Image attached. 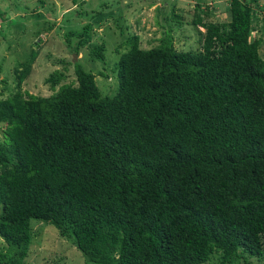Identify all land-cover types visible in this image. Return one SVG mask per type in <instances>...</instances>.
Returning a JSON list of instances; mask_svg holds the SVG:
<instances>
[{"label":"trees","instance_id":"obj_1","mask_svg":"<svg viewBox=\"0 0 264 264\" xmlns=\"http://www.w3.org/2000/svg\"><path fill=\"white\" fill-rule=\"evenodd\" d=\"M256 2L229 0L226 21L196 4L199 51L175 49L166 32L149 48L127 35L111 95L70 61L74 84L55 88L64 76L55 70L47 96L18 87L0 96V264L22 262L31 220L88 264H203L214 253L217 264H264ZM91 55L104 59L101 46ZM14 69L18 86L27 61Z\"/></svg>","mask_w":264,"mask_h":264},{"label":"rangeland","instance_id":"obj_2","mask_svg":"<svg viewBox=\"0 0 264 264\" xmlns=\"http://www.w3.org/2000/svg\"><path fill=\"white\" fill-rule=\"evenodd\" d=\"M80 1V3H79ZM82 1V2H81ZM229 0H0V96L6 92L26 91L47 96L52 90L45 80L57 70L64 76L55 85L74 84L70 61L78 62L94 75L102 94L116 90V61L128 45L126 36L135 34L139 46L156 45L165 33L177 50L199 51L203 28L191 24L194 6L209 8L207 20H228ZM79 3V4H78ZM9 15V9L12 10ZM250 39L259 41L258 52L264 58V0H257ZM5 14H4V13ZM36 12H39L37 14ZM178 15L174 18L173 15ZM19 16V17H18ZM7 18V19H6ZM50 24L46 29V24ZM89 24L83 36H68L67 31H80ZM43 26L45 28H43ZM15 33V35L13 34ZM86 41L78 45V40ZM33 40L38 45H32ZM101 46L103 61L91 55ZM97 50V47L95 48ZM76 54V55H74ZM27 61L28 70L16 86L14 66ZM1 82V81H0ZM9 90V91H8ZM4 246L0 239V247ZM214 253L203 264H217ZM20 264H88L73 244L54 227L31 220L30 242ZM239 264V263H234Z\"/></svg>","mask_w":264,"mask_h":264},{"label":"water","instance_id":"obj_3","mask_svg":"<svg viewBox=\"0 0 264 264\" xmlns=\"http://www.w3.org/2000/svg\"><path fill=\"white\" fill-rule=\"evenodd\" d=\"M75 1H78V0H75Z\"/></svg>","mask_w":264,"mask_h":264},{"label":"clouds","instance_id":"obj_4","mask_svg":"<svg viewBox=\"0 0 264 264\" xmlns=\"http://www.w3.org/2000/svg\"><path fill=\"white\" fill-rule=\"evenodd\" d=\"M74 55H76V54H74Z\"/></svg>","mask_w":264,"mask_h":264}]
</instances>
